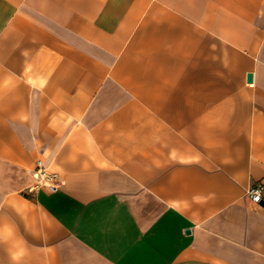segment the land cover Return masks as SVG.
I'll list each match as a JSON object with an SVG mask.
<instances>
[{"label": "crops", "instance_id": "crops-1", "mask_svg": "<svg viewBox=\"0 0 264 264\" xmlns=\"http://www.w3.org/2000/svg\"><path fill=\"white\" fill-rule=\"evenodd\" d=\"M258 183L264 0H0V264H264Z\"/></svg>", "mask_w": 264, "mask_h": 264}, {"label": "built area", "instance_id": "built-area-1", "mask_svg": "<svg viewBox=\"0 0 264 264\" xmlns=\"http://www.w3.org/2000/svg\"><path fill=\"white\" fill-rule=\"evenodd\" d=\"M53 174L47 173L43 167L42 162L40 160H37L35 162V167L33 170V177L37 180H43L44 178H48L47 182L44 181L41 186L46 187L49 191H54L58 187V180L53 181L54 177L51 176ZM262 188L261 184H254L251 188H249L246 192V196L249 198L250 201H252L255 204H259L262 201Z\"/></svg>", "mask_w": 264, "mask_h": 264}, {"label": "rangeland", "instance_id": "rangeland-1", "mask_svg": "<svg viewBox=\"0 0 264 264\" xmlns=\"http://www.w3.org/2000/svg\"><path fill=\"white\" fill-rule=\"evenodd\" d=\"M30 168L32 169L33 166H30ZM47 173H48V172H47ZM30 175L32 176V184H31L32 187H39V186H41V184L44 183V181L47 182V180H48V178H44V179L41 180V181L35 179V178L33 177V172H31ZM51 176L54 177V180H53V181H56V180H57L56 175L53 174V175H51ZM14 181L18 182V184H19L18 188H21V187L26 183L25 177L18 178V179L14 180ZM25 192H26V190L20 191V194H19V195H21V196H23V197H24V196H27V195L25 194Z\"/></svg>", "mask_w": 264, "mask_h": 264}, {"label": "water", "instance_id": "water-1", "mask_svg": "<svg viewBox=\"0 0 264 264\" xmlns=\"http://www.w3.org/2000/svg\"><path fill=\"white\" fill-rule=\"evenodd\" d=\"M250 81H251V75L248 74V75H247V82H250Z\"/></svg>", "mask_w": 264, "mask_h": 264}]
</instances>
